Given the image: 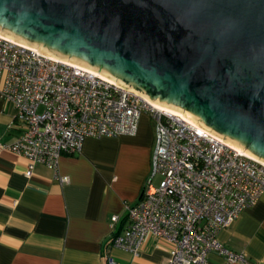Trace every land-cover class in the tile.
Wrapping results in <instances>:
<instances>
[{
  "label": "water",
  "instance_id": "1",
  "mask_svg": "<svg viewBox=\"0 0 264 264\" xmlns=\"http://www.w3.org/2000/svg\"><path fill=\"white\" fill-rule=\"evenodd\" d=\"M0 36L264 165V0H0Z\"/></svg>",
  "mask_w": 264,
  "mask_h": 264
},
{
  "label": "built area",
  "instance_id": "2",
  "mask_svg": "<svg viewBox=\"0 0 264 264\" xmlns=\"http://www.w3.org/2000/svg\"><path fill=\"white\" fill-rule=\"evenodd\" d=\"M0 99L22 127L13 143H0V152L26 162L25 178L35 165L55 173L60 156L77 152L86 138L135 135L140 116H148L154 129L150 174L138 201L124 205L126 225L110 246L136 256L151 236L172 244L166 264H205L211 252L225 264L243 262L217 234L264 192L263 164L94 72L1 36ZM116 222L110 217V230Z\"/></svg>",
  "mask_w": 264,
  "mask_h": 264
},
{
  "label": "crops",
  "instance_id": "3",
  "mask_svg": "<svg viewBox=\"0 0 264 264\" xmlns=\"http://www.w3.org/2000/svg\"><path fill=\"white\" fill-rule=\"evenodd\" d=\"M21 131L14 108L0 99V143ZM153 142V122L142 115L135 135L86 138L60 156L55 173L35 165L29 178L23 159L0 152V264H166L172 244L162 238L147 236L136 256L110 246L126 225L124 205L138 201L149 177ZM217 241L242 255L240 264H264V192ZM205 264L225 263L211 252Z\"/></svg>",
  "mask_w": 264,
  "mask_h": 264
},
{
  "label": "rangeland",
  "instance_id": "4",
  "mask_svg": "<svg viewBox=\"0 0 264 264\" xmlns=\"http://www.w3.org/2000/svg\"><path fill=\"white\" fill-rule=\"evenodd\" d=\"M158 181H159V177L156 176L154 177L152 180H151V185L152 186H156L158 184Z\"/></svg>",
  "mask_w": 264,
  "mask_h": 264
},
{
  "label": "bare ground",
  "instance_id": "5",
  "mask_svg": "<svg viewBox=\"0 0 264 264\" xmlns=\"http://www.w3.org/2000/svg\"><path fill=\"white\" fill-rule=\"evenodd\" d=\"M156 107H158V106H156ZM158 108L163 109V108H161V107H158ZM163 110L168 111V112H171V111L166 110V109H163ZM172 113H174V112H172ZM175 114H177V113H175ZM178 115H179V114H178Z\"/></svg>",
  "mask_w": 264,
  "mask_h": 264
}]
</instances>
